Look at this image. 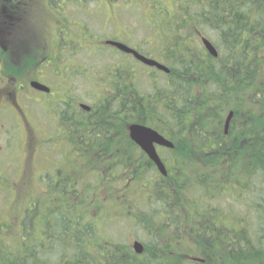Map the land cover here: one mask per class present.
<instances>
[{
    "label": "flooded vegetation",
    "instance_id": "obj_1",
    "mask_svg": "<svg viewBox=\"0 0 264 264\" xmlns=\"http://www.w3.org/2000/svg\"><path fill=\"white\" fill-rule=\"evenodd\" d=\"M167 34L154 31V0H0V195L16 196L0 204L1 248L28 254L36 235L57 250L55 234L68 222L77 228L72 239L88 227L91 249L135 253L138 242L144 254L153 240L141 221L154 218L149 208L154 186L169 175L174 130L141 119L154 104L143 110L130 102L154 93V77L170 75L175 49ZM203 38L199 31L189 54L218 58ZM135 125L173 144L153 143L166 176L132 140ZM125 226L144 228L150 242L131 234L123 241Z\"/></svg>",
    "mask_w": 264,
    "mask_h": 264
},
{
    "label": "trees",
    "instance_id": "obj_2",
    "mask_svg": "<svg viewBox=\"0 0 264 264\" xmlns=\"http://www.w3.org/2000/svg\"><path fill=\"white\" fill-rule=\"evenodd\" d=\"M154 3L171 7L154 11V31L168 32L175 49L166 63L171 73L130 102L143 110L154 104L141 119L174 130L169 175L154 186V218L150 212L141 221L153 242L143 255L127 246L91 249L88 227L72 239L77 228L63 222L56 256L32 235L28 254L0 247V264H264V0ZM199 31L218 58L189 54Z\"/></svg>",
    "mask_w": 264,
    "mask_h": 264
},
{
    "label": "water",
    "instance_id": "obj_3",
    "mask_svg": "<svg viewBox=\"0 0 264 264\" xmlns=\"http://www.w3.org/2000/svg\"><path fill=\"white\" fill-rule=\"evenodd\" d=\"M203 42H204L205 46L207 47V49L209 50V52L214 57H216L217 52H216L215 48L213 47V45L211 44V42L206 38H203ZM142 60L146 64L154 65L157 68L168 72V70L164 66H162L156 62L145 60L144 58H142ZM232 117H233V112L229 113V115L226 119V122H225L226 134L228 132ZM130 136H131L132 140L135 143H137L140 147H142V149L150 156V158L156 164L159 172L162 175L166 176L167 175L166 168H165L162 160L158 156L157 151H156L155 147L153 146V143L167 145L171 148H173V144L170 142H167L162 136H160L158 133H156V131H153L151 129H148V128H145V127L139 126V125H135V126H132L130 128ZM134 248H135V252L137 254L143 253L144 248L140 243L136 242L134 245ZM198 261H201V260H198Z\"/></svg>",
    "mask_w": 264,
    "mask_h": 264
},
{
    "label": "rangeland",
    "instance_id": "obj_4",
    "mask_svg": "<svg viewBox=\"0 0 264 264\" xmlns=\"http://www.w3.org/2000/svg\"><path fill=\"white\" fill-rule=\"evenodd\" d=\"M162 7H166V9H170L171 7L170 6H168L167 4L166 5H164V4H160V3H154V11L158 8V11H161V9H162ZM168 12H172V11H168ZM140 83H141V85H142V88H144V89H146V88H148L149 87V83H148V81L146 80V79H141L140 80ZM85 85V82H82L81 83V86H84ZM241 170H243V169H238L237 171H239V172H241L242 173V171ZM243 171H247V170H243ZM217 179V178H216ZM216 179H213V180H211V185H214V186H217L218 184H219V182H218V180H216ZM232 187V185H224V189H230ZM15 198H16V196L14 195V193L12 192L11 194H10V196L8 197V200H7V196H6V194L5 193H3V195H0V204H6L7 203V205L6 206H8V205H10V204H12L14 201H15ZM5 209H6V207L4 208V213H5ZM238 211H241V209L240 208H238ZM225 222H227V219L225 220ZM124 228V235H123V241H125V239H127V237L129 238V236H130V234L131 235H134V236H136V237H140V239L141 240H143V241H145L146 243H149L150 242V240L148 239V237L146 236V234L141 230V229H139V228H135V229H131V228H129L128 226H125V227H123ZM118 236L117 234H112L111 236ZM120 236H122V233H120L119 234ZM58 248V247H57ZM56 248V249H57ZM55 250V246L54 245H52V248H51V250ZM56 251V250H55Z\"/></svg>",
    "mask_w": 264,
    "mask_h": 264
}]
</instances>
